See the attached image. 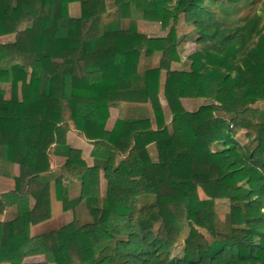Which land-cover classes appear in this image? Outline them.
<instances>
[{
  "label": "trees",
  "instance_id": "1",
  "mask_svg": "<svg viewBox=\"0 0 264 264\" xmlns=\"http://www.w3.org/2000/svg\"><path fill=\"white\" fill-rule=\"evenodd\" d=\"M254 3L113 0L109 12L106 0H0V37L14 35L0 44V165L18 168L0 173L14 185L0 196V216L13 214L0 220V264H264V109L252 108L264 101V1L235 18ZM134 16L167 35L139 33ZM180 16L197 46L186 71L170 67ZM155 54L157 67H140ZM182 99L208 102L189 112ZM69 130L92 145L91 164ZM50 156L65 161L52 171ZM63 180L78 181L77 197L62 194ZM52 184L73 219L32 237L50 218ZM217 200L229 203L227 224ZM36 255L45 261L24 263Z\"/></svg>",
  "mask_w": 264,
  "mask_h": 264
},
{
  "label": "rangeland",
  "instance_id": "2",
  "mask_svg": "<svg viewBox=\"0 0 264 264\" xmlns=\"http://www.w3.org/2000/svg\"><path fill=\"white\" fill-rule=\"evenodd\" d=\"M264 0H254V5H240V11L237 17L235 18H239L242 16H246L248 14H252L254 10H258V7L261 6L262 2ZM106 7L107 10L109 12H112L114 9L113 6V0H106ZM252 10V11H251ZM68 13L69 16L71 18H79L80 16V4L77 2L71 3L68 6ZM264 15V14H263ZM140 17L138 16H134V19L137 21L136 22V26H137V31L141 34H144L147 37H153V38H157V37H165L168 33L169 28L166 29H162L159 23L156 22H147L144 20L139 19ZM177 30V34L182 38V42L180 43V45L178 46V50H179V54H180V62L178 63H172L171 64V69L172 70H178V71H186L189 68V61L187 60L188 56L191 55L192 53H194L197 49V46L194 42V38H195V34L192 31V27L189 25H186L183 21L182 16L179 17V22L177 24L176 27ZM262 33L264 34V26L261 27ZM14 41V35H7V36H2L0 37V44H7V43H11ZM159 60H160V54H155L151 59L149 60H142L141 61V68H146V67H157L159 64ZM9 97V88L8 86L6 87V98ZM161 104L163 107V112L165 114V118L166 121L168 123V129L171 130V126L169 124L170 121V114L169 111L165 105V101L164 99L161 97ZM208 102V100L206 99H182L181 103L182 106L184 107L185 110L189 111V112H195L199 106L206 104ZM252 108H258V109H264V101L262 102H258L257 104H255L254 106H252ZM116 113L115 111H112L111 116H110V120L107 122L106 128L110 129L113 125V119L115 118ZM71 131V130H69ZM236 141L240 144V145H244L247 142V139L245 137V131L244 130H239L235 133L234 135ZM91 145V144H90ZM92 147V145H91ZM84 148V147H83ZM213 149L215 148V146L212 147ZM150 156L152 158L153 161H157L156 155H155V150L153 149V147H150ZM92 150V149H91ZM91 152H83V154L81 153L82 158L88 162V164H91V157H90ZM50 158L49 157V162H50ZM64 158V157H63ZM65 159V158H64ZM64 163V162H63ZM61 166V165H60ZM60 166L54 167L51 169V163H50V169L56 170L57 168H59ZM17 166H13L12 169H6L5 167H3L2 165H0V173L4 170H7V173H11V174H17L18 168ZM5 172V171H4ZM15 176V175H14ZM64 181H62L61 187H62V194L69 197V198H75L79 195V186L74 183V184H69L67 186V184L64 185ZM0 194L2 192H9L13 189V180L12 179H2V177L0 178ZM67 190V193H65ZM106 191V183L103 180V178H100V185H99V193L100 195L104 196ZM1 196V195H0ZM199 196L200 198L204 199V195L202 194L201 191H199ZM34 201L32 199L29 200V206H33ZM215 212L217 214V216L219 217V219L227 224L229 223V203L227 200H217L215 202V206H214ZM77 217L79 219L80 222H88L90 221V216L88 214L87 209L85 208L84 205H81L77 208ZM13 214L12 212H7L6 215L4 216H0V220H10L12 219ZM73 219V214L71 211H63L62 210V205L61 202H59L54 194L53 191V184L51 187V197H50V218L42 223H39L37 225L31 226L30 227V235L32 237L41 235V234H45L48 233L50 231H54V230H58L61 227L67 225L69 222H71ZM186 235V230L183 232L176 248L173 250L172 255H180L181 253V246H182V241L183 238ZM45 261V257L43 255H36V256H30V257H26L24 259V263H40V262H44ZM1 264H6V263H1Z\"/></svg>",
  "mask_w": 264,
  "mask_h": 264
},
{
  "label": "crops",
  "instance_id": "3",
  "mask_svg": "<svg viewBox=\"0 0 264 264\" xmlns=\"http://www.w3.org/2000/svg\"><path fill=\"white\" fill-rule=\"evenodd\" d=\"M112 111H115L116 113V116H117V111L116 110H111L110 111V116H111V113ZM116 116L115 118L113 119V122L115 121L116 119ZM110 120V119H109ZM66 143L72 147V148H75V149H78L81 151V153L83 154V152L87 151V152H91V145L88 141L82 139L81 137H79L73 130L71 131H68L67 134H66ZM84 147V148H83ZM65 161V159L61 156H51L50 158V163H51V169L54 168V167H57V166H60L63 164V162ZM88 163V162H87ZM17 169V168H16ZM12 175H16L15 173L12 174ZM2 176H0L1 178ZM6 177H2V179H4ZM6 179H9V178H6ZM1 183V182H0ZM76 183L78 186H79V183L78 181L76 180H65L64 181V185L67 184V186L69 184H74ZM1 185V184H0ZM6 193L5 191L2 192L0 195ZM67 193V190L66 192Z\"/></svg>",
  "mask_w": 264,
  "mask_h": 264
}]
</instances>
